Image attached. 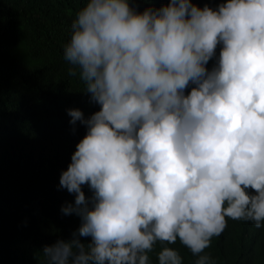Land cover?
Here are the masks:
<instances>
[{"label": "clouds", "instance_id": "clouds-1", "mask_svg": "<svg viewBox=\"0 0 264 264\" xmlns=\"http://www.w3.org/2000/svg\"><path fill=\"white\" fill-rule=\"evenodd\" d=\"M138 8L86 0L71 23L67 72L99 111L67 110L86 134L60 175L75 194L62 212L81 223L43 264H151L158 243V264H183L178 240L220 264L205 249L228 219L262 231L264 0Z\"/></svg>", "mask_w": 264, "mask_h": 264}, {"label": "trees", "instance_id": "trees-1", "mask_svg": "<svg viewBox=\"0 0 264 264\" xmlns=\"http://www.w3.org/2000/svg\"><path fill=\"white\" fill-rule=\"evenodd\" d=\"M133 2L143 11L169 0ZM223 2L192 0L213 8ZM85 3L0 0V264H43L44 246L71 239L81 223L77 215L62 212L75 194L60 188L59 179L86 134L79 122L73 131L67 110L80 109L85 118L99 111L83 93L84 82L68 75L63 58L71 23ZM213 64L210 60L207 67ZM83 190L91 195L86 185ZM168 246L179 251L183 264H195L179 240ZM160 247L149 253L151 264H158ZM205 251L220 264H264V224L257 232L244 221L228 219L223 234Z\"/></svg>", "mask_w": 264, "mask_h": 264}]
</instances>
